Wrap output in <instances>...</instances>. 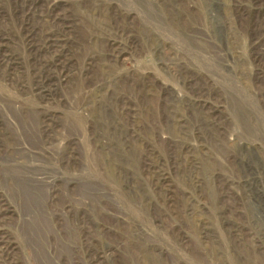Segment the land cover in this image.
Listing matches in <instances>:
<instances>
[{"label": "rangeland", "instance_id": "obj_1", "mask_svg": "<svg viewBox=\"0 0 264 264\" xmlns=\"http://www.w3.org/2000/svg\"><path fill=\"white\" fill-rule=\"evenodd\" d=\"M0 264H264V0H0Z\"/></svg>", "mask_w": 264, "mask_h": 264}]
</instances>
